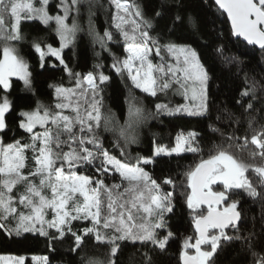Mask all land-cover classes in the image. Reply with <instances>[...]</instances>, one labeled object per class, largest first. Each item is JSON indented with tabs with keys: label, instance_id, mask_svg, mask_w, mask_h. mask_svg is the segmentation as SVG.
I'll return each instance as SVG.
<instances>
[{
	"label": "snow or ice",
	"instance_id": "obj_1",
	"mask_svg": "<svg viewBox=\"0 0 264 264\" xmlns=\"http://www.w3.org/2000/svg\"><path fill=\"white\" fill-rule=\"evenodd\" d=\"M39 2L41 6L36 7L33 0H0V41H3L0 47V86L7 91L11 86L10 78L18 77L25 88L31 87L29 65L13 45L23 39L21 21L33 19H38L44 25L54 22L60 41V46L54 47L43 43V38L33 39L32 47L39 54L41 66L46 56L54 57L64 65L70 77H75V86H55L58 102L54 106L38 104L34 110L19 113V127L29 134L27 142L17 139L4 143L0 140V228H5V222L11 218L16 223L13 229L5 228L9 235L13 232L17 235L39 232L49 237V246L51 241L63 239L70 233L74 241L70 248L73 253L80 252L85 247V237L93 235L97 245L109 247L106 259L84 253L80 264H118L116 257L122 241L140 242L141 246L150 243L154 248L165 250L173 233L169 231L160 237L157 229L165 227V213L174 211L172 193H163L161 185L142 165L152 163L160 155L199 153V147L195 146L198 133L178 132L171 147L154 141L152 156H138L135 163L131 159L112 155L103 146L99 130L103 128L106 132L114 133L117 137L115 146H119L122 140L126 147L137 142V129L153 113L139 103L130 91L125 101L127 117L123 124L119 123L110 109L103 111V99L97 98L99 84L108 81L109 77L103 72L98 75L92 71L86 74L72 73L65 63L62 50L73 43L81 30L75 18L71 25L66 21L72 11L79 14L82 4L88 5L89 34L94 43L107 50L106 44L113 40L111 31L106 28L101 36L91 23L94 0H60L57 7L63 15L49 14L45 7L48 0ZM214 3L227 14L233 36L242 37L248 44L264 49V0H214ZM110 4L116 9L112 16L113 26L119 31L125 53L123 58L113 55L111 68L122 77L126 73L132 88L152 97L178 86L177 91L192 105L171 108L167 104L157 103L156 114L166 111L169 114L186 112L188 115H205L208 112L209 75L198 51L190 44L172 40L161 43L159 37L151 35L154 29L152 19L145 17L136 3L110 0ZM6 13H10L13 20L10 28L5 26ZM160 15V12L156 13L157 17ZM177 23L184 25L191 23V20L178 15L173 21L174 25ZM215 51L226 62L236 60L235 57H224L222 45ZM153 56L157 58L156 62ZM245 83L241 98L251 95L255 99L257 84H248L247 77ZM237 103L242 104V100ZM11 106L7 96L0 97V130L7 127L6 113ZM252 108L253 103L249 102L245 111L250 112ZM65 110L71 114H65ZM254 122L255 117L249 119L250 129ZM37 127L41 130L36 131ZM210 128L218 131L212 125ZM227 139L237 141L241 150L249 146L247 134L244 137L228 136ZM250 144L255 146L250 156L264 159V125L260 126L259 131L253 129ZM65 147L67 151L63 150ZM123 156L124 148H121ZM88 164L94 165L101 177L111 172L118 173L121 183L108 185L103 178L81 173L79 168ZM249 169L258 175L260 186L264 187V165L246 164L226 149H220L207 158L201 157L184 174L186 188L190 189L186 192V204L195 229V242L191 243L193 237L183 240L181 264H213L225 241L250 240L251 234L248 237L239 234L242 219V213L238 211L239 202H228L229 193L234 189H243L253 198L259 197L260 193L246 175ZM163 183L175 187L171 178L165 177ZM220 186L222 190H216ZM122 187L123 191H120ZM17 204L28 211L21 210ZM202 206H206V211ZM49 213L51 219H46ZM80 220H90L92 226L79 232L73 231L72 222ZM229 228L236 235H229L226 231ZM48 229H54L55 234H50ZM102 229L112 232V235H107ZM203 246H207V250ZM190 248L195 250L193 254L187 251ZM32 259L47 264V257L34 256ZM0 261L4 264H25V257L0 256ZM142 264H152L147 252L143 253ZM257 264H264V258Z\"/></svg>",
	"mask_w": 264,
	"mask_h": 264
},
{
	"label": "trees",
	"instance_id": "obj_2",
	"mask_svg": "<svg viewBox=\"0 0 264 264\" xmlns=\"http://www.w3.org/2000/svg\"><path fill=\"white\" fill-rule=\"evenodd\" d=\"M129 2L139 5L144 16L152 19L154 29L151 35L159 37L161 43L172 40L176 43L190 44L198 51L209 75L208 112L205 115H188L185 112L169 114L166 111L156 114L157 103L163 102L166 98L181 100L172 94L173 88L178 86H173L172 89L152 97L139 89L132 88L126 73L122 77L111 68L113 55L123 58L125 53L123 40L119 31L113 26L112 16L116 9L110 4V0H94L91 7V23L95 31L102 36L107 28L113 34V40L106 44L107 50L102 49L99 43H94L92 35L89 34L88 5L83 4L77 16L81 30L78 31L74 42L62 51V57L72 73L86 74L92 71L98 75L103 72L109 77V80L103 84H99L97 79L100 89L97 98L103 99V111L107 112L110 109L119 123L123 124L127 117L128 108L125 101L130 91L138 98L139 103L153 113L152 117L137 129V142L126 147L122 140L119 141V146H115L117 137L114 133L106 132L103 128L99 130L103 146L112 155L131 159L132 163H135L136 157L152 154L154 141L156 144L170 147L174 145L178 132L198 133L195 146L199 147V153L160 155L155 157L152 163L142 165L145 171L161 185L163 193H172L171 203L174 211L165 213L166 225L157 229L160 237L167 235L169 231L173 233L165 250L154 248L150 243L141 246L140 242L122 241L116 257L118 264H142L143 253L147 252L152 258V264H181L180 251L183 240L193 237L191 243L195 242V229L186 204V192L190 189L186 188L184 174L194 167L201 157L207 158L220 149L228 150L246 164L264 165V159L259 156L253 159L250 156L255 148L250 144L253 129L259 131L260 126L264 125V49H256L238 38L235 39L225 14L212 0H129ZM49 11L59 12L56 2L49 5ZM157 12L161 13L158 17ZM178 15L190 18L191 23L174 25L173 21ZM4 20L5 26H9L10 13L4 15ZM20 30L23 39L16 44L19 53L29 65L31 87L25 88L20 79L11 78L7 95L12 106L6 113L7 127L0 130V140L4 143H11L17 139L28 141L29 134L19 127L21 119L19 113L22 110H34L38 104L54 106L58 102L55 86L62 85L66 88L75 86V77H70L64 65L54 57L46 56L41 66L39 54L32 47L34 38H43V43L59 46L55 25L53 23L44 25L35 19L22 20ZM221 45L224 57H235L236 60L226 62L219 56L215 49ZM153 60L156 62L157 58L153 56ZM97 65L100 67H96ZM246 77L248 84L253 82L257 84L255 99L251 95L243 99L240 96L241 91L246 87ZM3 94L4 90L0 86V97ZM170 100L167 103H170ZM240 100L242 104L237 103ZM249 102L253 103V108L250 112H246L245 107ZM65 114L71 113L65 110ZM252 117H255V122L250 129L249 119ZM210 125L218 131H213ZM39 130L41 129L38 127L36 131ZM246 134L249 138V146L243 150L237 146V141L227 139L228 136L244 137ZM121 148H124L123 157H121ZM63 150L67 151V148ZM28 156H31L30 151ZM96 163L98 165V161ZM79 171L94 178H103L108 185L121 183L118 173L111 172L101 177L96 173L95 166L91 164L81 166ZM246 175L260 193L259 197L253 198L243 189H234L229 193L228 201L239 202L238 211L242 213L239 234L244 237L251 234V238L248 241H225L214 257L213 264H257V261L264 258V187L260 186V179L254 171L249 169ZM165 177L171 178L175 187L164 184ZM216 190H222V186ZM120 191H123V187ZM91 226L90 220L72 222V229L77 232ZM5 228L8 229L6 226ZM5 228H0V255L23 256L25 264H43L40 260L34 261L32 259L34 256L47 257V264H80L84 253L103 260L107 258L109 251L107 245L96 244L94 235L85 237V247L80 252L73 253L70 248L74 241L70 233L63 239L51 241L49 246V237L42 236L38 232H22L20 235L13 232L9 235ZM102 231L109 236L112 235L110 231L103 229ZM226 231L229 235H236L231 228ZM49 233L55 234V230L51 229ZM203 247L207 250V246ZM187 251L190 254L194 253V249L191 248Z\"/></svg>",
	"mask_w": 264,
	"mask_h": 264
},
{
	"label": "rangeland",
	"instance_id": "obj_3",
	"mask_svg": "<svg viewBox=\"0 0 264 264\" xmlns=\"http://www.w3.org/2000/svg\"><path fill=\"white\" fill-rule=\"evenodd\" d=\"M54 2H56V4L58 5L59 4V2H60V0H48V4L45 6L46 7V9H47V11L49 12V14H51V15H56V14H60V15H63V12L60 10V9H58L59 10V12L58 11H56L55 13H50V11H49V5L50 4H52V3H54ZM33 3L35 4V6L36 7H40L41 5H40V2H39V0H33ZM83 5V4H82ZM74 13V14H73ZM78 16V14L76 13L75 14V11H72L71 13H70V16H69V18H68V20L66 21L69 25H71V23H72V20H73V18H75L76 20H77V22H78V24H80V22H79V18L77 17ZM35 20H38V19H35ZM39 21V20H38ZM12 22H13V20H12V18H11V21H10V24H9V26H6L7 28H10V26H11V24H12ZM51 23H53L54 25H55V23L54 22H51ZM55 27H56V25H55ZM78 33V32H77ZM77 35V34H76ZM76 37V36H75ZM59 39V38H58ZM75 40V39H74ZM74 42V41H73ZM2 45H3V41H0V47H2ZM71 45V44H70ZM69 45V46H70ZM17 50H18V48H17V44L16 43H14V45H13ZM59 46H60V41H59ZM59 46H54V47H59ZM65 49V48H64ZM63 49V50H64ZM62 50V51H63ZM18 54L21 56V54L19 53V50H18ZM62 54V53H61ZM22 57V56H21ZM24 59V58H23ZM25 60V59H24ZM11 78H18V77H11ZM11 78H10V81H11ZM19 79V78H18ZM22 81V80H21ZM23 82V81H22ZM177 88L178 87H174L173 88V90H172V94H174L175 95V97L176 98H181V100H172L171 98H166L165 100H163V102H161L162 104H167V105H169V107H171V108H175L177 105H185V104H188V106L189 107H192V105H191V103L189 102V101H186L185 99H184V96L180 93V92H178L177 91ZM4 90V89H3ZM9 90V89H8ZM8 90L7 91H5L4 90V94L2 95V97L3 96H7V98L9 99V97H8V95H7V92H8ZM171 99V100H170ZM170 100V103H167V101H169ZM10 101V100H9ZM29 111V110H28ZM186 113V112H185ZM38 128V127H37ZM24 130V129H23ZM175 144V143H174ZM172 146H174V145H172ZM171 147V146H170ZM152 152H153V150H152ZM173 154H175V153H173ZM150 156H152V154L150 155ZM150 156H142V157H150ZM20 190H22V189H17L16 191H20ZM15 194V193H14ZM17 207H19L21 210H23V211H25V212H27L28 210L27 209H25V208H23L22 206H20V205H18L17 204ZM46 219H51V213H49L47 216H46ZM15 223H16V221L15 220H13V219H9L8 221H6L5 222V226L8 228V229H11L12 227H15ZM37 227H39V225H37ZM46 227V226H45ZM51 229H48V231H50ZM39 233V232H38ZM0 256H5V257H8V256H12V257H19V256H16V255H10V254H3V255H0ZM40 262H42L43 263V261H40ZM0 264H4V262H2V261H0Z\"/></svg>",
	"mask_w": 264,
	"mask_h": 264
},
{
	"label": "water",
	"instance_id": "obj_4",
	"mask_svg": "<svg viewBox=\"0 0 264 264\" xmlns=\"http://www.w3.org/2000/svg\"><path fill=\"white\" fill-rule=\"evenodd\" d=\"M213 2H214V0H212ZM215 4V3H214ZM217 6V5H216ZM217 8H218V6H217ZM219 9V8H218ZM220 10V9H219ZM221 12H222V10H220ZM225 14V16H226V18H227V14L226 13H224ZM228 20V19H227ZM229 22V21H228ZM229 26H230V29H231V25H230V22H229ZM235 39L237 38V37H235V36H233ZM238 39H240V40H242L245 44H248L247 43V41H245L242 37H240V38H238ZM248 45H250V44H248ZM250 46H253V47H255L256 49H261L260 48V46L259 45H250ZM204 208H206V206H203ZM195 251V250H194Z\"/></svg>",
	"mask_w": 264,
	"mask_h": 264
},
{
	"label": "flooded vegetation",
	"instance_id": "obj_5",
	"mask_svg": "<svg viewBox=\"0 0 264 264\" xmlns=\"http://www.w3.org/2000/svg\"><path fill=\"white\" fill-rule=\"evenodd\" d=\"M229 203H230V201H228ZM205 210H206V208H205Z\"/></svg>",
	"mask_w": 264,
	"mask_h": 264
},
{
	"label": "crops",
	"instance_id": "obj_6",
	"mask_svg": "<svg viewBox=\"0 0 264 264\" xmlns=\"http://www.w3.org/2000/svg\"><path fill=\"white\" fill-rule=\"evenodd\" d=\"M37 257V256H36Z\"/></svg>",
	"mask_w": 264,
	"mask_h": 264
}]
</instances>
